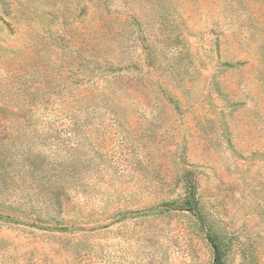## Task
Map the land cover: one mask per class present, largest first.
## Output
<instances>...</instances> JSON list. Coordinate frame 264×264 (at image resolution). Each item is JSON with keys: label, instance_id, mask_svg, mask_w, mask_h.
Segmentation results:
<instances>
[{"label": "rangeland", "instance_id": "374dc122", "mask_svg": "<svg viewBox=\"0 0 264 264\" xmlns=\"http://www.w3.org/2000/svg\"><path fill=\"white\" fill-rule=\"evenodd\" d=\"M207 231L264 264V0H0V264H211Z\"/></svg>", "mask_w": 264, "mask_h": 264}, {"label": "trees", "instance_id": "16d2710c", "mask_svg": "<svg viewBox=\"0 0 264 264\" xmlns=\"http://www.w3.org/2000/svg\"><path fill=\"white\" fill-rule=\"evenodd\" d=\"M184 209L193 215L201 224H203L202 216L197 208V203L194 200L193 194H188L184 202ZM206 240L209 243L213 251V260L211 264H224L222 260V248L221 243L217 235L207 231L205 234Z\"/></svg>", "mask_w": 264, "mask_h": 264}]
</instances>
